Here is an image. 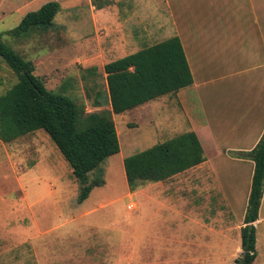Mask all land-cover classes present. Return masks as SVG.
Segmentation results:
<instances>
[{
  "label": "rangeland",
  "instance_id": "374dc122",
  "mask_svg": "<svg viewBox=\"0 0 264 264\" xmlns=\"http://www.w3.org/2000/svg\"><path fill=\"white\" fill-rule=\"evenodd\" d=\"M81 1L73 8L63 0L68 8L49 32L10 36L18 26L14 16L0 23V35L6 46L33 62L48 90L73 99L87 113L112 114L104 66L134 54V1L120 6L121 18L130 20L126 33L97 32L94 16L102 0ZM39 5L25 13L37 12ZM169 31L163 38L176 36L173 28ZM151 44L148 40L137 50ZM17 81L0 58V95ZM152 110L145 105L112 114L121 152L89 176V183L102 179L105 185L84 203L71 167L44 131L0 142V264H235L241 258L243 203L230 211L220 197L182 189L170 199L180 200L171 205L182 210L165 213L160 205L140 206L130 192L124 160L188 132L181 114L164 108L153 115ZM166 219L174 221L170 230L180 237L167 238ZM260 219L254 264H264V207Z\"/></svg>",
  "mask_w": 264,
  "mask_h": 264
},
{
  "label": "crops",
  "instance_id": "0c3cea01",
  "mask_svg": "<svg viewBox=\"0 0 264 264\" xmlns=\"http://www.w3.org/2000/svg\"><path fill=\"white\" fill-rule=\"evenodd\" d=\"M42 1L0 0V23L17 16L19 26L25 12L39 3L36 9L40 10ZM54 1L61 7L59 14L67 10L63 0ZM132 1L134 54L146 49L137 50L148 40L152 47L178 37L194 80L177 94L145 105L152 107L153 115L164 108L181 114L186 133L197 135L205 157L201 165L166 182L140 186L134 198L140 206L160 205L165 213H179L180 204H171L180 200L170 199L183 189L204 198L220 197L229 209L243 203L247 210L254 163L238 155L252 151L264 134V0ZM123 3H98L99 19L94 16L97 32L126 33L130 20L121 18ZM70 4L73 8L83 5L81 0H70ZM169 26L176 36L163 38L170 33ZM263 207L264 196L260 213ZM260 213L255 227L260 225ZM173 223L171 219L162 223L169 239L180 237L170 230Z\"/></svg>",
  "mask_w": 264,
  "mask_h": 264
},
{
  "label": "trees",
  "instance_id": "16d2710c",
  "mask_svg": "<svg viewBox=\"0 0 264 264\" xmlns=\"http://www.w3.org/2000/svg\"><path fill=\"white\" fill-rule=\"evenodd\" d=\"M60 10L58 3H47L27 14L9 35L23 38L37 31L48 32ZM0 58L18 79L6 94L0 95V142L10 144L44 131L71 167L81 192L80 203L88 200L95 188L105 185L102 179L89 183V176L121 152L112 114L122 115L175 95L194 82L181 41L174 37L107 64L104 73L112 114L87 113L73 99L48 90L35 75L33 62L6 46L1 35ZM238 156L254 163V174L241 229L243 252L235 264H254L258 256L254 224L259 220L264 196V134L252 151ZM204 162L202 145L190 132L126 158L124 170L129 190L134 193L144 184L166 182Z\"/></svg>",
  "mask_w": 264,
  "mask_h": 264
},
{
  "label": "built area",
  "instance_id": "2783aa9c",
  "mask_svg": "<svg viewBox=\"0 0 264 264\" xmlns=\"http://www.w3.org/2000/svg\"><path fill=\"white\" fill-rule=\"evenodd\" d=\"M135 205H134V209H135ZM129 209H132L133 208V205H129V207H128Z\"/></svg>",
  "mask_w": 264,
  "mask_h": 264
},
{
  "label": "water",
  "instance_id": "95a60500",
  "mask_svg": "<svg viewBox=\"0 0 264 264\" xmlns=\"http://www.w3.org/2000/svg\"><path fill=\"white\" fill-rule=\"evenodd\" d=\"M244 255H245V253H244Z\"/></svg>",
  "mask_w": 264,
  "mask_h": 264
}]
</instances>
